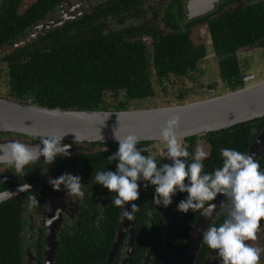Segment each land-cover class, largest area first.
Instances as JSON below:
<instances>
[{
    "label": "flooded vegetation",
    "instance_id": "flooded-vegetation-1",
    "mask_svg": "<svg viewBox=\"0 0 264 264\" xmlns=\"http://www.w3.org/2000/svg\"><path fill=\"white\" fill-rule=\"evenodd\" d=\"M16 1V14L7 15L12 24L6 30L8 34L4 37L5 42L0 45L2 95H9L13 87L16 75L14 64L25 63L33 55L44 52H50L54 62L61 53V58L66 63L77 55L74 53L77 43L91 42L90 37L98 36L99 30L109 33L118 31L129 34L131 40H141L150 65L151 84L145 90L146 94L129 98L125 88H118L117 91L107 88L103 91L104 99L101 103L108 104L109 109H123L117 106L120 101L126 102L127 107L124 109L137 105L165 106L197 101L189 100L191 92L188 89L180 90L177 96L167 100L158 99L161 94L158 86L168 93L166 83L172 78L191 77L192 73L198 74L200 78L207 77L201 84L207 83L211 94L217 93V87H223L229 92L264 78V31H246V22L258 20L259 24L252 23V26L257 29L264 26V0H219L210 10L199 14L191 11L190 0H12L13 3ZM239 22L242 23L241 32H246V35L240 40L232 39L226 51L215 47V33H222L224 25L227 28L233 27L232 24L239 26ZM176 32L188 36L194 54H199V57L193 64H188L191 70L186 74L169 73L162 77L152 58L154 44L159 35ZM197 35L199 36L195 39ZM107 43L114 45L109 37ZM104 49L102 46L101 50ZM80 58L83 60L78 61V65L82 64L83 67L86 59L83 56ZM101 75L103 78L110 77L103 72ZM68 80L70 91L85 83L82 80ZM54 81L60 82L61 79ZM121 91L123 100L119 95ZM107 93H111V97L118 101L114 107L112 101L107 99ZM59 98L61 99L60 96ZM237 125L191 134L181 138V143L190 154H194L197 145L204 146L209 153L203 162L204 171L210 173L218 163L223 162L220 149H234L231 140ZM254 125L249 132V139L252 140L250 146L264 129V125L258 129L259 123ZM0 137L28 136L0 131ZM32 139L37 143L41 141L38 136ZM146 146L155 156L158 165L172 163L166 158V143L141 140L138 145ZM118 147V142H95L87 148L90 151L67 157L57 156L50 165H46L44 158H40L25 167L23 176L15 174L14 168L7 163H0V194L15 192L21 184L31 185L27 191H17L16 195L6 200L15 202L18 205L15 209L0 208L1 212L6 211L4 217L0 215V220L4 218L8 221L0 222V241L4 239L3 231L11 245L9 250L0 251L3 254L0 255V262L46 264L49 255L47 238L51 232L48 233L45 209L51 202L61 221L55 226L56 231L51 233L54 243L56 240L53 264H182L187 242L203 210H189L187 213L178 211L179 202L188 195L179 191L173 196L171 205H156L153 201L155 187L149 183L145 189L144 184L148 182L141 180L138 181L140 198L124 206L128 211V215H125L124 208L112 203L116 193H110L95 181L98 172L116 170L118 160L111 161L108 157L117 152ZM142 155L148 153L143 152ZM181 159L191 163V157ZM261 159L258 160L259 163ZM65 173L81 177L84 192L82 200L69 196L63 185L57 191L49 183L50 179ZM33 195L37 196L39 204L30 208L29 197ZM132 203L139 207L132 210ZM226 218L227 213L222 210L216 214L210 226H219ZM257 237L255 241L247 243L264 250V220L261 221ZM63 252L65 255L61 256ZM191 264H222V261L218 257V250L201 244L200 251ZM260 264H264V251L261 252Z\"/></svg>",
    "mask_w": 264,
    "mask_h": 264
},
{
    "label": "clouds",
    "instance_id": "clouds-1",
    "mask_svg": "<svg viewBox=\"0 0 264 264\" xmlns=\"http://www.w3.org/2000/svg\"><path fill=\"white\" fill-rule=\"evenodd\" d=\"M180 127V116L173 114L160 129V137L166 143V158L172 163L157 164L155 156L146 147H138L141 137L130 133L120 136L115 131L118 151L110 155L111 161L118 160L115 171H101L95 176L96 183L103 185L110 193H116L112 203L125 209L129 202L140 198V184L145 181L155 187L153 201L165 207L173 202L177 192L188 193L186 199L179 202L178 211L187 213L203 210L202 215L209 218L217 208L214 201L218 194H223L227 202H221L220 208L225 210L227 218L219 226H209L203 232L202 244L212 250H218L222 264H260L259 247L247 243L255 241L264 220V170L254 153L221 148L222 166L213 172L204 171V160L209 153L202 144L197 145L194 154H190L181 143L177 130ZM67 134V133H66ZM66 134L52 133L41 137L36 145H29L13 140L0 144V162L14 168V173L23 176L25 167L36 162L41 156L46 165L53 164L57 155L70 156L71 144H63ZM79 137L76 135V142ZM41 144L43 147H41ZM106 150V149H105ZM147 152L148 155H142ZM191 157V163L181 158ZM45 171V170H42ZM186 180L188 181L186 183ZM54 190L65 187L69 196L83 199L81 177L65 173L49 180ZM30 184H21L18 192H25ZM39 204L36 195L29 197V207ZM207 204V207L205 205ZM132 210L139 206L131 204ZM125 215L128 211L125 209Z\"/></svg>",
    "mask_w": 264,
    "mask_h": 264
},
{
    "label": "water",
    "instance_id": "water-1",
    "mask_svg": "<svg viewBox=\"0 0 264 264\" xmlns=\"http://www.w3.org/2000/svg\"><path fill=\"white\" fill-rule=\"evenodd\" d=\"M219 0H190L193 13H204L214 7ZM3 0H0V7ZM173 114L180 116L177 130L180 138L206 131L222 130L233 125L264 116V78L229 92L214 95L197 101L157 107H137L128 109H65L40 105L31 100L0 94V131L22 134L28 137H0V144L17 140L29 145L39 144L33 137H43L52 133L66 134L63 144H71V154L88 152L95 142H118L115 131L120 136L130 133L141 140H153L165 143L160 137V129ZM76 135L79 137L76 142ZM41 147L43 145L41 144ZM254 153L258 161L264 155V129L252 143L246 154ZM60 156V155H57ZM40 158H44L41 156ZM4 163V162H0ZM18 192L0 194V203L12 198ZM20 193V192H19ZM227 202L226 196L218 194L211 203L217 205L213 215H202L191 233L182 256V264H191L199 253L203 232L211 225L213 218L223 209L221 202ZM207 207V205H206ZM47 214L48 233L56 231L61 223L57 212L50 202ZM203 212V211H202ZM53 226L52 228H50ZM263 226V224H262ZM47 238L46 264H53L56 253V240L52 234Z\"/></svg>",
    "mask_w": 264,
    "mask_h": 264
},
{
    "label": "trees",
    "instance_id": "trees-1",
    "mask_svg": "<svg viewBox=\"0 0 264 264\" xmlns=\"http://www.w3.org/2000/svg\"><path fill=\"white\" fill-rule=\"evenodd\" d=\"M4 3V0H3ZM0 10V45L5 42L6 31L11 26L12 21L8 19L7 15L16 14L17 1L6 0ZM125 19V18H124ZM121 22H123V20ZM252 20V19H251ZM250 20V21H251ZM257 25L259 21L256 20ZM252 21V23H256ZM250 22H246V31H264L262 25L257 29ZM262 23V22H260ZM239 26L227 28L223 26L222 33H215L214 43L215 47L222 51H226L232 39L240 40L246 32H241L242 23ZM216 26V25H215ZM236 28V30H232ZM264 33V32H263ZM108 37L114 43L110 45L107 43ZM186 34H179V32L171 33L169 35L156 38L152 58H154L155 65L158 66V72L161 75L167 76L169 73L186 74L191 70L197 56L191 48L190 40ZM94 38H97L94 40ZM88 43H77L76 56H73L69 61L64 63L61 58V53L56 57L58 60L53 61V55L50 52H44L38 55H33L27 62H19L14 64L13 70L16 71L15 80H13V87L9 91V96L20 98L24 100H31L34 103L61 107L65 109H109L108 104H102L103 91L107 88L118 90V88H125L129 98H138L144 96L145 90L150 86V69L148 53L141 40H131L129 34L120 33L118 31L103 32L99 30L98 36L90 37ZM105 47L104 51L101 47ZM191 52L188 53V50ZM185 48V49H184ZM74 51V50H70ZM81 51V53H80ZM84 57L86 62L78 65V61ZM81 67V68H80ZM101 72L110 77H104ZM227 71H225L226 73ZM226 75V74H225ZM58 78L61 81L57 82ZM69 79L73 82L77 80L85 81L84 84H79L77 89L70 91L68 85ZM61 97V99L59 98ZM120 108H126V102L120 101L118 103ZM114 107V105L112 106ZM128 109V108H127ZM254 123H259L258 129L264 125V117L256 118L255 121L246 124H238L233 131L234 136L231 140L232 148L243 153L250 147L252 140L249 139V132L255 126ZM261 170H264V156L260 161ZM222 166V161L216 165V168ZM20 204V203H19ZM15 202L6 201L0 204V208H13L17 206ZM11 210V209H9ZM0 215L4 217L6 211H0ZM2 223L8 221L4 218L0 220ZM2 231V230H1ZM0 241V251L9 250V240L5 237ZM75 248V247H74ZM0 255H3L0 253ZM63 252L61 256H64ZM0 264H7L0 262ZM61 264H65L62 263Z\"/></svg>",
    "mask_w": 264,
    "mask_h": 264
},
{
    "label": "rangeland",
    "instance_id": "rangeland-1",
    "mask_svg": "<svg viewBox=\"0 0 264 264\" xmlns=\"http://www.w3.org/2000/svg\"><path fill=\"white\" fill-rule=\"evenodd\" d=\"M199 35H197L195 37V39L198 38ZM216 78V77H215ZM213 78V79H215ZM204 79L206 80L207 77L205 78H200V76L197 74H194L192 73L191 74V77H186V78H183V79H178V78H172L168 83H166V85L168 86V93H165L163 90H162V87L161 86H158V89L160 90V95L158 97V99H163L164 100H167L169 99L170 97H175L178 95L179 91L183 90V89H188L190 90V94L188 96L189 100H193V99H204L205 97H212V95H215V94H221V93H225V88L223 87H217V93L215 94H211L210 92V88L206 85V84H201ZM205 82V81H204ZM2 95V94H1ZM120 95V99L123 100V92L121 91L119 93ZM211 95V96H210ZM107 99L108 100H111L112 101V104L113 105H116V103L118 102L117 100L113 99L111 97V93H107L106 95ZM149 105V104H148ZM144 106V105H137V107H157L158 105L156 106ZM166 105H169V104H166ZM137 107H130V108H137Z\"/></svg>",
    "mask_w": 264,
    "mask_h": 264
}]
</instances>
